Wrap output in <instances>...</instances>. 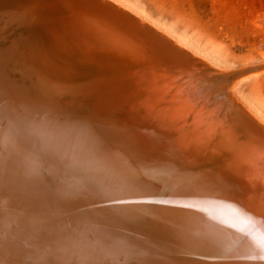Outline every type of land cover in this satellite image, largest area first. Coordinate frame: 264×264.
Returning <instances> with one entry per match:
<instances>
[{
  "label": "bare ground",
  "instance_id": "obj_1",
  "mask_svg": "<svg viewBox=\"0 0 264 264\" xmlns=\"http://www.w3.org/2000/svg\"><path fill=\"white\" fill-rule=\"evenodd\" d=\"M225 67L135 0H0V264H264V105Z\"/></svg>",
  "mask_w": 264,
  "mask_h": 264
},
{
  "label": "rangeland",
  "instance_id": "obj_2",
  "mask_svg": "<svg viewBox=\"0 0 264 264\" xmlns=\"http://www.w3.org/2000/svg\"><path fill=\"white\" fill-rule=\"evenodd\" d=\"M135 1L216 49L241 71L239 89L264 105V0Z\"/></svg>",
  "mask_w": 264,
  "mask_h": 264
},
{
  "label": "water",
  "instance_id": "obj_3",
  "mask_svg": "<svg viewBox=\"0 0 264 264\" xmlns=\"http://www.w3.org/2000/svg\"><path fill=\"white\" fill-rule=\"evenodd\" d=\"M109 4V3H108ZM151 31H153V30H151Z\"/></svg>",
  "mask_w": 264,
  "mask_h": 264
}]
</instances>
